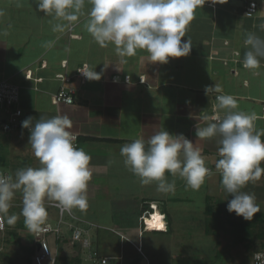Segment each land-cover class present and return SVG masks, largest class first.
Segmentation results:
<instances>
[{"label": "crops", "instance_id": "1", "mask_svg": "<svg viewBox=\"0 0 264 264\" xmlns=\"http://www.w3.org/2000/svg\"><path fill=\"white\" fill-rule=\"evenodd\" d=\"M249 1L258 4L257 12L252 16H246L244 3L236 0L222 4L208 2L198 7L186 36L182 38L191 40L190 54L170 58L168 63L160 64L149 61L144 50H138L135 56L127 58V63H120L113 45L99 46L86 31V16L81 17L79 24L71 30L63 34L54 33L52 25L56 21L38 10L36 0H0V11L4 13L0 16V83L7 81L19 85V106L26 118L31 116L34 122L41 116L51 118L67 114L72 120L71 131L79 136V148L92 158L89 206L84 211L74 209V217L66 216L70 218H65L67 223L62 225V238L54 237L55 264H93L103 257H109L107 264L111 259L117 260V264H122L123 260L124 264H139L142 257L148 264H154V260L159 262L162 253L175 242L171 239L175 231L169 220L170 213L164 203L176 201L178 197L166 195L165 200L154 183L142 185L124 165L120 155L124 144L137 138L147 141L152 134L163 129L170 134L183 133L202 149L206 166L216 170L220 138L201 140L195 133L196 125L203 127L211 122L204 117L215 113L216 97L224 94L236 99L238 110L256 114L255 131L264 139V58L255 72L243 66L247 34L254 32L264 37V28L261 27L264 25V0ZM90 7L86 4L84 11ZM49 41H55L54 45L44 47ZM43 63L46 66L42 67ZM83 63H88L101 78L81 83L74 77L72 85L77 88L75 102L55 104L53 95L60 87L56 75H74ZM29 69L33 70L34 77H42L43 80L37 83L34 79H26ZM114 77L118 78L117 82L113 81ZM215 84L220 91H210L206 95L205 88ZM216 112L223 116L222 111L216 109ZM4 117L6 113L0 109V118ZM29 136L30 133L22 131H0V165L7 166L4 173L14 175L17 170L41 166L33 154ZM4 148L7 150L5 154ZM166 175L167 178L173 177ZM207 184L218 185L219 188L221 180H209ZM228 197L230 200L231 196ZM152 203L159 204L164 211L151 216L150 223L154 225L159 215L158 228H152L163 230L162 217L168 214V220H164L166 230L167 221H170V231H143L141 216ZM13 206H22L20 192L16 193ZM45 206L48 213L53 210L59 217V211L52 202L46 200ZM119 213L134 216L119 226L114 223L115 219H121V214L120 218L117 216ZM81 221L87 226H83ZM46 223H50L48 219ZM71 225L89 230L90 248L82 243L72 244L71 235L65 234V228L72 232ZM133 231H138V235L135 233L131 238ZM30 233L39 245L35 234ZM159 234L161 236L158 237ZM112 237H116L117 245L110 243ZM68 240L73 246L68 244ZM100 244L108 245V248L113 246L114 252L101 253ZM59 256L61 262L58 263Z\"/></svg>", "mask_w": 264, "mask_h": 264}, {"label": "clouds", "instance_id": "2", "mask_svg": "<svg viewBox=\"0 0 264 264\" xmlns=\"http://www.w3.org/2000/svg\"><path fill=\"white\" fill-rule=\"evenodd\" d=\"M208 2L222 4L227 0H36L38 10L56 21L52 25L54 33L71 30L79 24L81 17L86 16V31L99 46L113 45L120 63H127V58L144 50L149 61L160 64L190 54L191 40L182 38L195 18V10ZM86 4L91 6L87 12L84 11ZM3 15L0 11V16ZM54 43L49 41L44 47L51 48ZM244 45L247 51L243 66L255 72L264 58V37L249 32ZM77 71L90 81L101 78L88 64ZM210 91L219 92L220 88L217 84L205 88L206 95ZM216 100L214 108L222 111L223 116H205L204 119L211 122L203 127L196 125L195 134L201 140L220 138V158L215 168L222 177L223 190L232 197L228 200L227 211L251 221L260 212V206L255 194L242 189L250 182L260 180L264 174V167H261L264 164V140L255 131L254 112L238 110L232 95H218ZM21 126L29 129V144L41 166L20 169L14 175L0 172V220L6 221L7 228L15 225L19 217L14 213L9 215V210L16 193L20 192V215L24 224L30 232L39 234L45 230L48 219L46 200L55 202L61 211L68 213L88 208L92 158L83 148L75 146L77 136L71 131L72 120L67 114L51 118L41 116L35 122L29 116ZM120 155L124 165L142 185L155 182L157 192L165 195L175 192V181L169 182L166 174L178 175L185 181L186 188L193 191H199L210 174L202 149L183 133L170 134L165 129L155 132L147 141L137 138L124 144ZM157 211L164 212L157 203L150 204L144 211L140 221L145 229L148 222L144 219L151 220L149 213L156 214ZM166 217L162 219L163 230L150 227L147 230L166 231Z\"/></svg>", "mask_w": 264, "mask_h": 264}, {"label": "rangeland", "instance_id": "3", "mask_svg": "<svg viewBox=\"0 0 264 264\" xmlns=\"http://www.w3.org/2000/svg\"><path fill=\"white\" fill-rule=\"evenodd\" d=\"M5 150V148L2 150L4 151L3 154H5L7 151ZM4 170L7 171V166L4 167L3 165H0V172L4 173ZM8 171L11 172L10 168ZM167 179L169 182L173 180L175 181V192L166 195L175 196V198L178 197V200L176 201L174 200L164 203L170 213V221L172 222V226L175 231L171 239H174L176 243L172 240V247L168 246V250L162 253V259L160 258L159 262L154 260V264H250L253 252L261 248V241L257 240L255 243L250 245L251 240L246 239L244 236L243 237L245 239L240 240V237L233 233L232 228L227 225V222L222 224L217 222L220 216V219L226 220L227 215L230 214L227 211L229 194L223 190L222 185H219L220 187L218 188V185L207 184L209 180H221L222 177L220 173L209 174L205 178L204 183L199 191H193L190 188H186L185 181L182 178L170 177ZM178 180L181 182L179 183ZM154 184L156 185L155 182ZM242 191L255 194L256 203L260 206V211L264 212V179H260L255 183L250 182L244 189H242ZM163 195L164 199L166 195ZM207 195L212 196V202H210V200H206ZM166 199L167 198H165V200ZM221 199L226 203L222 205L224 208L223 214H217L215 216L208 215L206 212L207 205L213 203L215 208H219L220 203L223 202ZM48 205H51V203H48ZM21 209L22 206H13L9 210L10 215L14 213L19 217V219L14 226L8 225L6 231L0 233V264H29L28 259L33 258L34 260L32 251H39V245H36V242H34L33 235L25 226L23 216L20 215ZM120 214L121 213L117 215L119 216L118 218H120ZM232 214H234L236 218H240L239 220L242 223H247L248 220L237 216L234 212ZM131 216L134 215L121 214V219H115L114 223L121 226V224H124V222L128 223L129 221H126V219H129ZM66 218L68 219L70 217ZM58 219L59 217H57L55 211L51 210L48 213V221L51 224L56 225ZM130 222H132L131 224L133 225V221L130 220ZM248 222L249 226L253 227L255 230L258 229V227H256L258 225L255 222V217H253L252 220ZM209 223L211 225V228L209 229L210 231L207 230V225ZM81 224L83 226H87V224L83 221H81ZM158 226L159 220L155 228L157 229ZM149 227L152 228V226ZM10 231H16L18 236L15 237L14 235H11L9 233ZM67 233L68 235H71V232L65 228V234L67 235ZM135 233L138 235V231H133V235L130 237H135ZM50 235L49 238L52 242L51 247L53 250H55V234ZM157 236L159 237L161 235L159 234ZM115 238L116 237H112L110 243L114 242L117 245L118 241L115 240ZM64 241L65 239H63L61 242L63 243ZM62 243L58 244L60 245ZM248 243L250 247L247 246ZM70 245H72L71 242ZM100 245L101 253L112 254V252H114L113 246L108 248V245ZM164 254L166 256H164ZM141 259V263L139 264H148L145 258L142 257ZM57 262H61L60 256L57 258ZM117 262V260L111 259L109 264H117ZM125 262L128 261L125 260ZM88 263L89 262H87V264ZM98 263L99 262L95 261L93 264ZM46 264H50V262L48 261ZM122 264H124V260L122 261Z\"/></svg>", "mask_w": 264, "mask_h": 264}, {"label": "built area", "instance_id": "4", "mask_svg": "<svg viewBox=\"0 0 264 264\" xmlns=\"http://www.w3.org/2000/svg\"><path fill=\"white\" fill-rule=\"evenodd\" d=\"M237 1L245 2L244 13L246 16H252L257 12L258 4L256 1H249V0H237ZM85 64H88V63H83L81 66H79L78 69L82 68ZM64 65L66 66V63H64ZM43 66H46V63H43L42 67ZM25 76H26V79H34L37 83L43 80L42 77H34L33 70L31 69L26 71ZM74 77L79 78L81 83H86L90 81L86 79L78 71H76L74 75H68L66 73H58L56 75V78L60 81V87H59V90L53 95V102L55 104H60V103L73 104L75 102V94L77 93V88L76 86L72 85V81ZM113 81L117 82L118 78L114 77ZM19 102H20L19 85H15L7 81L1 82L0 83V109L5 111L6 117L0 118V131L6 132V133L13 132V131H22V132L30 133L29 129L22 128L21 126V122L26 119V115L24 113V110L19 106ZM213 115H219V113L216 112V109ZM74 134L77 136V140L75 141V146L79 148L80 147L79 136L76 133ZM261 167H264L263 164L261 165ZM208 169L210 170V174L217 171V170H214L212 167H208ZM5 174H8V173H5ZM262 177H264V174H262ZM52 205H54L58 209L59 219H58L57 225L54 226L49 223H46L45 230L42 233H39V234L34 233L35 237L39 241V246H38L39 251L34 256V264H46L48 261L51 264L56 263V254L51 247L50 240L48 237L50 234H55L58 238H61L62 237L61 236L62 235L61 224L66 222L65 221L66 215L68 214L71 217H74L73 213L61 211V209L55 205V202H52ZM153 206L156 207L155 205ZM149 214L150 216L154 215L151 213ZM144 221L148 222L147 218L144 219ZM148 227L149 225H146V229ZM6 229H7L6 221L0 220V233L5 232ZM71 229H72V236H71L72 244L82 243L84 247L90 248L91 238H90L89 230L84 229L79 226H73V225H71ZM144 230L145 228H143V231ZM143 231L141 232L143 233ZM108 260H109V257H103V258H100L96 262H99L98 264H107ZM251 264H264V249L257 250L253 253Z\"/></svg>", "mask_w": 264, "mask_h": 264}, {"label": "trees", "instance_id": "5", "mask_svg": "<svg viewBox=\"0 0 264 264\" xmlns=\"http://www.w3.org/2000/svg\"><path fill=\"white\" fill-rule=\"evenodd\" d=\"M244 3L245 5V2L244 1H241ZM245 7V6H244ZM211 198L212 196L208 195L207 197V200L210 202L211 201ZM232 198V197H230ZM222 203H220V206L219 208H215L213 203H210L207 205V210L206 212L208 213V215H212V216H215L217 214L221 215L223 214V210L224 208L222 207ZM222 211V212H221ZM221 217V216H220ZM219 217V220H217V222L219 223H224V222H227L229 224V227L232 228L233 230V233H235L238 237H240V240L241 239H248V240H251L250 241V245L252 243H255L257 240H260L261 241V248L264 249V212H258L257 214H255V222L258 226V229L255 230L253 227L249 226V222L247 221L246 222H241L238 218H236L234 216V214L230 213L227 215V219L224 220V219H220ZM169 216L167 214V217H166V220H168ZM170 220V218H169ZM228 220V221H227ZM171 224H170V221H167V231H170L171 230ZM211 228V225L210 223L207 225V230L210 231L209 229ZM253 228V229H252ZM11 235H14L15 237L18 236V233L16 231H10L9 232ZM245 234V235H244ZM245 238H244V237ZM68 244H70V240L67 241ZM249 243L247 244L248 247H250ZM258 250V249H257ZM37 252V251H36ZM36 252L33 250L32 251V255L35 256ZM64 259V258H63ZM28 262L31 264L32 262H34L33 258H30L28 259Z\"/></svg>", "mask_w": 264, "mask_h": 264}, {"label": "bare ground", "instance_id": "6", "mask_svg": "<svg viewBox=\"0 0 264 264\" xmlns=\"http://www.w3.org/2000/svg\"><path fill=\"white\" fill-rule=\"evenodd\" d=\"M65 67V66H64ZM156 216V215H155ZM158 219H159V215L157 214V217H156V220H155V224L154 225H152L150 222H151V220H148V225L149 226H152V227H156L157 226V223H158ZM153 221V220H152ZM158 230H160V229H158Z\"/></svg>", "mask_w": 264, "mask_h": 264}]
</instances>
